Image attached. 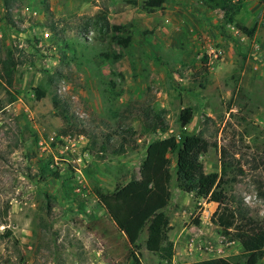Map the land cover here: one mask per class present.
<instances>
[{
    "label": "rangeland",
    "instance_id": "1",
    "mask_svg": "<svg viewBox=\"0 0 264 264\" xmlns=\"http://www.w3.org/2000/svg\"><path fill=\"white\" fill-rule=\"evenodd\" d=\"M136 1L0 0V264H187L241 250L214 220L220 204L181 190L175 179L166 209L173 229L163 242L174 247L172 261L147 248L146 230L131 246L99 202L97 188L112 192L141 177L151 140L184 131L210 142L200 157L206 172L221 171L222 158L229 163L231 204L264 219V0H250L263 7L247 5L238 16L249 27L258 22L253 38L219 9L202 13L201 29L196 15L171 18L166 7L147 12L145 0ZM193 2L194 11L206 7ZM102 11L112 25L125 24L132 37L126 49L101 33ZM208 40L220 50L213 65ZM114 49L125 52L120 61L102 57ZM10 57L17 64L12 86L3 67ZM39 86L47 91L40 100ZM55 99L86 131L73 135L67 150ZM186 106L195 114L182 128ZM143 108L166 110L170 129L145 133ZM130 126L138 134L125 142ZM48 160L60 179L42 172ZM78 168L84 193L77 191Z\"/></svg>",
    "mask_w": 264,
    "mask_h": 264
},
{
    "label": "trees",
    "instance_id": "2",
    "mask_svg": "<svg viewBox=\"0 0 264 264\" xmlns=\"http://www.w3.org/2000/svg\"><path fill=\"white\" fill-rule=\"evenodd\" d=\"M166 0H145L141 7L147 12L162 7ZM210 9L223 11V17L229 24L234 25L244 35L253 38L257 31L258 22L249 27L238 20V16L246 7V0H198ZM137 4L136 0H130ZM8 6V1H6ZM101 33L112 35L115 44L126 49L131 41V36H125V25L111 24L108 13L102 11L97 14ZM73 48V47H72ZM74 49V48H73ZM124 51L103 53L105 59L112 63L124 56ZM207 59V58H205ZM16 62L12 57L4 61V73L6 83L12 86ZM123 77V75H122ZM37 98L40 100L47 95L44 87L36 88ZM54 106L63 121L59 131L62 136L82 135L86 131L74 124L58 99L54 100ZM140 119L145 133L155 134L158 131L167 132L170 125L166 119V110L143 108ZM195 110L193 106L181 109L179 122L182 128L187 127L193 120ZM127 137L123 141L128 142L129 137L138 134L133 127L124 130ZM210 146V142L199 135L188 134L157 137L148 144L145 158L140 167V178L132 179L126 184L117 185L112 192H103L97 188L96 194L100 204L107 210L112 220L121 232H124L131 246H136L144 230H146V246L156 252L165 261H172L174 247L168 242L169 233L173 229L170 217L166 209L172 200L171 185L175 179L176 186L185 192H193L197 198H206L217 201L219 211L214 217L215 222L221 227V235L231 241H238L242 251L237 255L220 256L187 264H258L264 257V219L256 220L250 216L247 208L241 205L233 206L225 193V187L229 183L227 172L229 163L222 158L221 171L206 172L201 161V155ZM105 145H103V150ZM227 154L226 148H222V157ZM175 157V174L173 173ZM51 160L46 161L42 172L55 179L62 177L58 170L51 168ZM226 184V185H225ZM8 236L12 231L7 229ZM133 257V258H132ZM135 252L129 251L128 259L134 261Z\"/></svg>",
    "mask_w": 264,
    "mask_h": 264
},
{
    "label": "crops",
    "instance_id": "3",
    "mask_svg": "<svg viewBox=\"0 0 264 264\" xmlns=\"http://www.w3.org/2000/svg\"><path fill=\"white\" fill-rule=\"evenodd\" d=\"M194 0H190L187 4L186 3H184V2H181L180 3V5L179 6H177L175 3H173V4H171V3H169V1L168 0H166L165 2H164V4L162 5V7H158V8H163V7H166L165 9H166V16H169L170 14H171V18H174L173 17V14L172 13H174V12H176V13H178V14H180V18L181 17H185V16H187L188 14H190V15H196V18L194 19V21H198L197 23V25H199L198 27H200L201 29L202 28H204L205 26L204 25H202L201 26V22H200V18H204L203 17V15H202V13H204V14H209V15H212L213 14V12L214 11H216L217 9H210V8H208V7H205V8H200V9H197L196 11H194V10H192V5L194 4V2H193ZM264 4V3H263ZM263 4H260V3H251L250 2V0H246V6L248 5V8H251V9H256V8H258L259 7V10L263 7L262 5ZM155 9H157V8H155ZM247 10V9H246ZM153 12V11H152ZM108 19L111 21L112 20V18H111V16H110V14H109V16H108ZM117 23H119L118 25H125V24H122L121 23V21H116ZM195 29H197V27H195ZM197 33H199V32H197ZM210 40H208L207 42H209ZM121 59H119L118 61H120ZM117 61V62H118ZM184 108V107H183ZM220 227V226H219ZM243 249V248H242ZM242 249L241 250H236L235 252H232V253H230V254H228V255H224V256H230V255H237V254H239L241 251H242ZM220 257V256H219ZM214 258V257H213Z\"/></svg>",
    "mask_w": 264,
    "mask_h": 264
},
{
    "label": "built area",
    "instance_id": "4",
    "mask_svg": "<svg viewBox=\"0 0 264 264\" xmlns=\"http://www.w3.org/2000/svg\"><path fill=\"white\" fill-rule=\"evenodd\" d=\"M206 52L207 55L209 57V61L210 64L213 65L214 62L218 59L219 55H220V50H218L215 45L209 41L207 42V46H206ZM61 140L63 142H65V144L61 145V150H67L69 149V146L72 145L71 140H72V136H61ZM55 159H57V157L55 156ZM56 162V161H55ZM51 167H55V163L52 162L51 163ZM79 174H78V180H77V191L84 193L83 190L86 188V184H85V179L84 176L82 174V171L78 168L77 169Z\"/></svg>",
    "mask_w": 264,
    "mask_h": 264
}]
</instances>
